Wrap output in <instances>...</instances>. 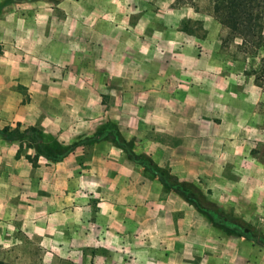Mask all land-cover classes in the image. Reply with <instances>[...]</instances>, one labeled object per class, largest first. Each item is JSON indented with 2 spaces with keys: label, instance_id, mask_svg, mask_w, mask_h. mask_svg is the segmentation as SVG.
Returning <instances> with one entry per match:
<instances>
[{
  "label": "crops",
  "instance_id": "0c3cea01",
  "mask_svg": "<svg viewBox=\"0 0 264 264\" xmlns=\"http://www.w3.org/2000/svg\"><path fill=\"white\" fill-rule=\"evenodd\" d=\"M112 2L25 0L0 14V127L83 140L34 163L0 133V231L53 247L49 263L54 247L102 246L108 264H264V244L240 225L264 232V83ZM107 121L222 216L165 190L110 137L84 141Z\"/></svg>",
  "mask_w": 264,
  "mask_h": 264
},
{
  "label": "rangeland",
  "instance_id": "374dc122",
  "mask_svg": "<svg viewBox=\"0 0 264 264\" xmlns=\"http://www.w3.org/2000/svg\"><path fill=\"white\" fill-rule=\"evenodd\" d=\"M23 1L25 0H0V7H2L0 14L5 12L6 7L7 9L13 8L14 2ZM100 1L102 4L105 3V0ZM112 1L115 4L113 7L118 9L122 15L128 14L132 22H135L139 15L144 14L147 23L152 28L166 31L171 35H180L182 31L192 33L195 44L199 48L209 46L219 49L213 51L214 59L234 58L243 66L247 64L246 72L254 74L259 83H264V44L257 49V52L252 53L250 50L244 51L239 46L240 38L229 40L227 38L228 28L214 16L215 0ZM188 29H192V32ZM230 47L235 50L230 51ZM29 150L24 148L22 153L29 152ZM0 234L4 235V238L0 239V258L6 264H108V247H54L55 257L49 263L45 261V258L50 255L48 251L53 247L39 245L35 240L16 229H13L11 234L10 230L0 231Z\"/></svg>",
  "mask_w": 264,
  "mask_h": 264
},
{
  "label": "trees",
  "instance_id": "16d2710c",
  "mask_svg": "<svg viewBox=\"0 0 264 264\" xmlns=\"http://www.w3.org/2000/svg\"><path fill=\"white\" fill-rule=\"evenodd\" d=\"M213 10L215 18L228 28L227 38L229 40L240 38L239 46L244 51L250 50L255 53L264 44V0H215ZM188 30L192 32V29ZM0 133L8 140L19 142L18 155L23 154L24 148H34V155L29 152L24 153L34 163L40 155L52 161L60 160L83 141L80 139L65 143L35 125L23 127L20 122H17L15 126L0 127ZM102 137H110L126 151L131 159L149 165L162 179L165 190L176 191L211 217L222 216L221 212L218 213L221 209L220 205L211 200L199 184L172 173L170 168L159 165L149 154L135 152L134 139H126L114 121L102 123L96 132L85 137L84 141L92 142ZM223 216L226 217V215ZM240 225L241 231L248 237L264 244V232L244 220H241ZM0 264H6V262L0 258Z\"/></svg>",
  "mask_w": 264,
  "mask_h": 264
}]
</instances>
